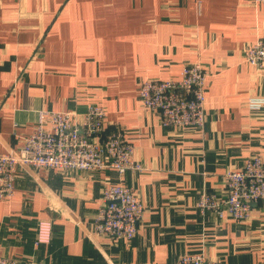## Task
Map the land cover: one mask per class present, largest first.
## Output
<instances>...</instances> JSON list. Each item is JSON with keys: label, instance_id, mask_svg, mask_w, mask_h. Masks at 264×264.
I'll list each match as a JSON object with an SVG mask.
<instances>
[{"label": "crops", "instance_id": "0c3cea01", "mask_svg": "<svg viewBox=\"0 0 264 264\" xmlns=\"http://www.w3.org/2000/svg\"><path fill=\"white\" fill-rule=\"evenodd\" d=\"M264 37L249 0H0V152L18 150L42 110L101 104L144 169L119 175L19 167L0 200V254L35 264H177L204 250L223 264H264V207L250 221L204 214L201 192L226 195L224 174L264 154V74L244 48ZM208 71L203 131L163 126L138 94L146 79ZM134 188L145 212L131 241L95 233L106 184ZM40 225L42 241L38 242Z\"/></svg>", "mask_w": 264, "mask_h": 264}, {"label": "built area", "instance_id": "2783aa9c", "mask_svg": "<svg viewBox=\"0 0 264 264\" xmlns=\"http://www.w3.org/2000/svg\"><path fill=\"white\" fill-rule=\"evenodd\" d=\"M264 3V0H249ZM244 56L259 73L264 74V37L244 48ZM208 71L198 60L186 64L179 78L146 79L138 90L142 106L156 112L163 126L203 131ZM251 109H258L264 99L250 97ZM106 111L101 104H91L82 112L42 110L32 133L18 150L0 152V200L13 196L19 167L82 169L88 171L115 169L119 175L139 172L144 166L135 156V145L121 127L108 130ZM226 195L201 192L197 207L204 214L214 209L226 210L239 222L250 221L255 207H264V154L251 155L240 169L225 174ZM102 204L94 218L95 233L112 239L131 241L145 212V205L134 188L123 183L106 184ZM40 225L38 242L42 241ZM0 264H35L31 259L0 254ZM177 264H223L208 258L204 250L182 254Z\"/></svg>", "mask_w": 264, "mask_h": 264}, {"label": "water", "instance_id": "95a60500", "mask_svg": "<svg viewBox=\"0 0 264 264\" xmlns=\"http://www.w3.org/2000/svg\"><path fill=\"white\" fill-rule=\"evenodd\" d=\"M253 205H255V203H253Z\"/></svg>", "mask_w": 264, "mask_h": 264}]
</instances>
